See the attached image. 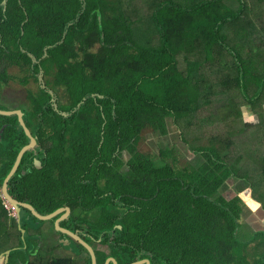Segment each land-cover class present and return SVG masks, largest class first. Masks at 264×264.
Segmentation results:
<instances>
[{"label": "trees", "instance_id": "16d2710c", "mask_svg": "<svg viewBox=\"0 0 264 264\" xmlns=\"http://www.w3.org/2000/svg\"><path fill=\"white\" fill-rule=\"evenodd\" d=\"M4 1L0 94L11 78L5 65L28 72L37 85L13 108L23 112L36 139L9 180L16 201L41 215L71 209L60 226L96 250L97 264L110 257L118 264H264V230L242 223L248 207L239 196L221 194L230 179H244L264 210V163L234 170L227 154L232 143L217 137L194 146L195 157L184 166L171 147L155 156L138 148L146 128L168 135L169 118L184 128L186 143L189 132L207 126L209 118L199 113L211 104L210 74L219 77L214 71L222 64L236 75L224 77L221 84L229 89L218 96L231 97L235 87L253 109L261 107L264 52L261 61L251 54L259 55L256 44L264 45V27H258L264 0H160L148 18L134 21L122 0ZM227 25L242 31L234 29L232 37ZM220 49L227 55L220 57ZM40 70L45 88L37 80ZM46 89L53 91L56 109ZM0 109L12 110L1 105V95ZM28 141L17 115H0V190ZM58 217L49 220L52 226ZM31 220L45 222L22 207L23 236L0 191V246L9 247L3 242L11 237L16 242L8 264H91L87 249L67 236L78 247L76 258L35 255L39 240Z\"/></svg>", "mask_w": 264, "mask_h": 264}, {"label": "rangeland", "instance_id": "374dc122", "mask_svg": "<svg viewBox=\"0 0 264 264\" xmlns=\"http://www.w3.org/2000/svg\"><path fill=\"white\" fill-rule=\"evenodd\" d=\"M158 2H160V0H122L124 8L126 9V15L132 21L137 19L142 20L143 17L148 18ZM258 23V27H264V20H260ZM230 28L231 27L228 29L230 30ZM148 37V32L144 33L143 40L146 41ZM262 37L264 38V34ZM156 41V38H154V43H156ZM231 44L234 46L232 41ZM229 48L232 47L229 45ZM263 52L264 45L261 47L259 55L251 54L254 56L253 61H261V55ZM178 59L179 66L183 69L185 67L186 57L184 54H181L178 56ZM229 59L230 58L226 57V60ZM204 64H207V62ZM5 66L11 78L10 80L7 78V85L2 87L3 90L0 94L1 105L8 109H13L25 101L27 90H34L37 88V85L32 77H28V72H24V70L16 66ZM214 72L220 75L219 77H216L213 73L210 74L211 82L215 83V87L212 83V87L210 89L212 90L214 97H212L211 104L203 108L202 113H199L202 115V118H209L206 123L207 126L205 125V127L201 130L195 128L194 131L189 132V134L185 136V139L188 141L186 143L182 138V132H184L182 130L184 128L176 126L172 118H169L168 135L163 136L158 132H154L151 128H146L142 132L141 139L138 144V148L141 152L155 156L158 155L161 148L168 146L173 148L175 156L179 157V166H184L194 159L195 156L192 150L194 146L209 145L212 142V137H217L219 140H225L232 143L228 148L227 154L229 156L230 164L234 170L238 171L246 166V164L247 167H250L251 165L254 169L258 166L259 161H261L263 165L264 133L262 132H264V111L261 107L264 108V100L261 103V107L255 106L254 110L252 105L244 101L240 92L235 87L231 88L229 91L227 90L229 94L231 93V97L226 95V93H222L221 96H218L219 92L223 89H229L226 85L222 86L221 81L223 82L224 77L227 75V78H229V75L234 78L236 71L235 69L231 70L229 66L222 64V66L220 65V67ZM25 80H27V83L24 84ZM254 88L251 89V93L254 91ZM228 97L231 99V106L226 104V101L229 100ZM221 103L223 105H221ZM240 112L241 114L239 115ZM257 116L259 118H257ZM245 125H248V127L246 131H243L242 128H244ZM198 134L203 137L202 140L196 138ZM251 140H253L254 145L250 146L247 143ZM249 147H253L252 150ZM250 184V182H246L244 179H237V181H235V179H230L227 185L221 190V194L229 200L239 196L248 207V212L246 211L243 218H241L242 223L250 225L254 230H264V210L261 204H258L253 200ZM9 209L11 213H13L12 207H9ZM30 227L32 229L36 228L37 236L35 239L39 240L33 243L36 245L41 244V249L48 247L53 250L49 251L48 249L49 257H63L65 256L64 250H67L68 253L72 250L73 253L75 252L74 255L79 252L76 245H68L69 243H67L68 239L66 236L56 231L54 226H52L49 221L38 224L37 222H33L31 220ZM12 231L15 235H17L15 230L12 229ZM239 237H241V235L238 234V238ZM4 238L5 237L0 238V243ZM11 242H13L12 237L10 242L5 241L3 243L9 244ZM61 243L63 245L66 244L67 249L62 247L55 248V245H59ZM71 256L72 255H69L68 257ZM82 256L86 257V254H82ZM0 264H4L3 258L0 259Z\"/></svg>", "mask_w": 264, "mask_h": 264}, {"label": "water", "instance_id": "95a60500", "mask_svg": "<svg viewBox=\"0 0 264 264\" xmlns=\"http://www.w3.org/2000/svg\"><path fill=\"white\" fill-rule=\"evenodd\" d=\"M6 2H7V0L4 1V3H6ZM28 56L32 59L33 63H37V64L39 63V60H37L31 54H28ZM42 78H43V73L40 70L38 75H37V80H38V83L40 84L41 88H45V85H44ZM47 93L51 96L52 105L56 109L57 104L55 103V96L53 94V91L48 89ZM81 104L82 103H80L78 105V107H80ZM61 114L63 116L67 115V113H65V112H61ZM0 115H4V116L17 115L19 123L24 130V134L26 135V137L29 140L28 143L18 153L16 161L14 163V166L12 167L11 171L9 172L7 177L5 178L3 185H2V190H1L3 199L6 200V204H9L12 207V209L16 212V218H17L19 224L21 221V208L22 207L27 209L28 211H30L31 215L39 221H49V220H51L54 217L59 215V217L53 222V226H54L55 230L60 232L61 234H64L65 236L72 239L73 241L81 244L83 247H85L91 256L92 264H97V257H96V253H95L94 249L86 241H84L77 233L69 231V230L60 226V222L65 220L69 216V214H71V209H69L68 207H63V208H58L57 210H55L54 212H52L50 214L41 215L30 204H23V203H19L18 201H16V199L8 192V184H9L10 178L18 170L19 165L21 163V160L24 156V152L35 147L36 139H35V137H33L31 135L30 130L26 127V125L24 123L23 112L20 109H15V110H1L0 109ZM34 166L37 169L41 168L40 161L34 160ZM20 229H21L22 234L24 235V230L21 227H20ZM10 252H11V250L6 251L4 254H0V258L5 259V264H8ZM110 263L118 264L117 260L113 257L108 258L105 264H110ZM132 264H150V261L148 259H143L140 261H136Z\"/></svg>", "mask_w": 264, "mask_h": 264}, {"label": "crops", "instance_id": "0c3cea01", "mask_svg": "<svg viewBox=\"0 0 264 264\" xmlns=\"http://www.w3.org/2000/svg\"><path fill=\"white\" fill-rule=\"evenodd\" d=\"M231 25H227L226 26V33L228 34V28L230 27ZM234 29L236 30V32L239 34V32L240 31H242V30H240L238 27H234V28H230V32H231V36L233 37L234 36ZM259 29H260V27H259ZM254 40H256L255 39V36H254V38H253V41ZM256 46H257V48H258V50L260 51L261 50V47H262V44L261 43H259L258 45L256 44ZM223 54L225 55L226 53L225 52H223V50L222 49H220V53H219V55H220V57L221 56H223ZM227 55V54H226ZM229 58V57H228ZM257 118H259L258 116H257ZM1 190H2V186H1ZM0 190V191H1ZM1 198H2V200H3V203H4V205H5V207H6V209L8 210V212H9V207L11 208V206L9 205V204H6V200H4L3 199V196H2V191H1ZM12 218V219H15V221L17 222V224H18V226H19V228L21 227V224H19V222H18V220H17V218H16V214L13 212V213H11L10 212V214H9V218ZM11 222H10V224L12 223V220H10ZM62 222V221H61ZM20 223H21V221H20ZM24 230V229H23ZM11 233L12 234H14V232L12 231V229H11ZM24 234H25V231H24ZM23 235V234H22ZM63 235V234H62ZM24 236V235H23ZM67 243H69V239L67 240ZM77 243V242H76ZM10 246L8 247H5V245H3V246H0V254H4L6 251H12V249H14L15 248V246H16V242H11L10 244H9ZM40 245L41 244H39V245H35V247H34V254L35 255H37V254H40L41 256H43L44 258H50L49 256H48V247L47 248H45V249H41L40 248ZM69 245V244H68ZM59 247H62V248H66V244H60V245H55V248H59ZM92 247V246H91ZM98 247H100V246H97V249H98ZM93 248V247H92ZM67 249V248H66ZM86 249V248H85ZM94 249V248H93ZM49 251H53L52 249H49ZM74 251H75V249H74ZM94 251H96V250H94ZM11 253V252H10ZM64 253H65V256H63V257H68L69 255H72L71 257H73V258H76L75 256L78 254V253H76L75 255H74V253H73V251L72 250H70L69 251V253H68V251L67 250H64ZM89 253V252H88ZM96 253V252H95ZM82 254H85V253H82ZM90 255V254H89ZM81 257H83L82 255H81ZM87 257V256H86ZM91 257V256H90ZM97 257V256H96ZM9 258H10V254H9ZM60 258V257H59ZM83 258H85V257H83ZM1 259V258H0ZM85 260L86 259H84V262H85ZM107 261V260H106ZM106 261H105V263H106ZM3 262H4V264H5V259L3 258ZM8 262H9V260H8ZM91 264H92V261H91Z\"/></svg>", "mask_w": 264, "mask_h": 264}, {"label": "flooded vegetation", "instance_id": "af4514ba", "mask_svg": "<svg viewBox=\"0 0 264 264\" xmlns=\"http://www.w3.org/2000/svg\"><path fill=\"white\" fill-rule=\"evenodd\" d=\"M46 87V86H45ZM3 89V88H2ZM48 89H46V91H47ZM51 90V89H50ZM12 110H15V109H12ZM10 210H9V214H10ZM12 212H14L15 213V211L12 209Z\"/></svg>", "mask_w": 264, "mask_h": 264}]
</instances>
